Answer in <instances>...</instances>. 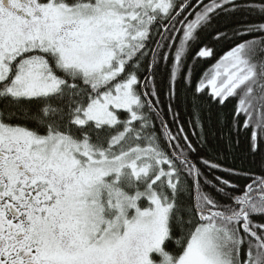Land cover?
I'll return each mask as SVG.
<instances>
[{
    "label": "snow or ice",
    "instance_id": "snow-or-ice-1",
    "mask_svg": "<svg viewBox=\"0 0 264 264\" xmlns=\"http://www.w3.org/2000/svg\"><path fill=\"white\" fill-rule=\"evenodd\" d=\"M0 264H264V0H0Z\"/></svg>",
    "mask_w": 264,
    "mask_h": 264
}]
</instances>
